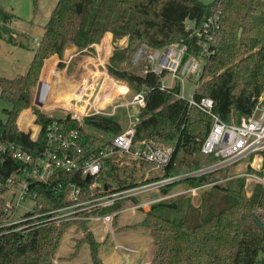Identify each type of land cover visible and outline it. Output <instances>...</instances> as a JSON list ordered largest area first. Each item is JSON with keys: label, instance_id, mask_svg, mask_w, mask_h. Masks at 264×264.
<instances>
[{"label": "trees", "instance_id": "1", "mask_svg": "<svg viewBox=\"0 0 264 264\" xmlns=\"http://www.w3.org/2000/svg\"><path fill=\"white\" fill-rule=\"evenodd\" d=\"M213 13L217 15L218 24L214 52L203 64L194 98L210 97L213 112L227 123H237L249 116L264 86V0H212L209 3L199 0H57L25 73L12 78L0 77V97L10 103V108L3 109L5 119L0 118V141L11 142L37 156L49 146L51 131L55 136L69 137L70 132L76 130L82 159L99 156L101 138L87 132L69 115L57 118L33 106L32 89L48 56L60 55L67 43L77 48L89 47L110 31L116 37L126 35L127 43L109 57L108 70L117 77L130 79L139 88L144 87V106L134 125L133 138L151 139L171 147L170 159L161 178L168 177L179 153L183 159L199 152L206 130L202 137H197L187 128L190 107L186 99L176 96L179 85L161 88V75L150 71L145 74L128 72L124 63L142 42L152 48L182 40L191 45L194 39L189 36L185 22L200 23ZM12 16L13 13L0 6V22L7 23ZM104 37L110 41L111 34ZM28 107L35 115L34 124L39 127L35 138L30 132L19 129L16 123L22 109ZM54 122L56 129L52 130ZM85 122L113 134L121 131L120 124L111 117L91 115ZM57 148L60 152L77 153L76 147ZM23 165L7 153L2 155L0 222L4 219L1 198L4 181ZM245 167L247 171L264 176V171ZM225 170L227 168L219 172ZM213 174L182 179L188 188L212 183L201 190L197 204L185 193L166 197L173 182L159 187L162 199L151 202L149 210L137 223V226L146 227L152 238L151 256L146 264H260L264 256V183H255L247 196L243 176L220 183L213 180ZM92 181L93 177H83L79 171L55 170L47 182L31 181L29 191L36 193L39 210L47 211L68 203L72 183L81 188V198L138 184L132 179H119L115 187L105 183L106 190L104 185L89 189ZM127 202L136 204L138 200L135 196L120 198L85 214L121 210L127 207ZM118 215H114V223ZM71 224L83 231L81 241L89 244L91 259L98 264L100 243L95 240L86 220L47 223L24 232H1L0 264H54L61 236Z\"/></svg>", "mask_w": 264, "mask_h": 264}, {"label": "built area", "instance_id": "2", "mask_svg": "<svg viewBox=\"0 0 264 264\" xmlns=\"http://www.w3.org/2000/svg\"><path fill=\"white\" fill-rule=\"evenodd\" d=\"M216 19L217 15L213 13L200 23L193 20L185 22V28L189 31V36L194 39L191 45L182 40L156 48L147 47L149 50L145 52L146 64L141 74L150 71L161 75V88H172L175 84L179 85L176 96L186 99L190 107L187 128L196 136L198 135L197 137H199L201 130H206L199 149V153L206 157L205 163L186 170L181 179L228 169L240 164L245 159H247L244 163L245 166L247 165L255 171H264V94L260 93L258 95L250 115L241 118L237 123H227L214 113L212 109L213 101L210 97L205 96L198 100L194 98V89L201 76L203 64L214 52L213 45L218 28ZM38 42L36 41V44ZM141 50L147 49L139 48L137 53L139 54ZM165 77L169 78V83L165 81ZM188 79L196 80V84L191 90L184 92L185 82ZM124 105H129L130 108L136 105L137 112L132 113L128 108L129 117L133 119L129 121L126 128L114 134L108 141L102 142V151L99 156L94 158L82 159L78 153L80 149L76 143L78 139L76 130L70 132L69 137H64L62 134L55 136L51 131L48 135L49 146L37 156L21 150L11 142L2 143L0 141V160L2 155L7 153L24 164L21 170L13 172L4 181L5 189L1 195L4 219L0 222V228H3L0 233L7 231L24 232L32 226L47 223L59 224L69 220H86L87 223L89 221H101L111 226L114 215L119 214L124 208L102 214L85 213H89L96 207L111 205L120 198L136 197L141 193L173 182L170 181L169 175L166 178L140 182L137 185L109 191L98 196L91 195L88 198H81V188L72 183L69 185L67 204L47 211L39 210L40 207L35 202L36 193L29 191V183L34 180L47 182L49 175L55 170L79 171L83 177H93L89 189L104 185L106 190V184H99L96 178L102 171L104 161L116 152L128 154L134 159H141L164 168L170 159L172 151L170 146L155 143L151 139L135 140L133 138L134 125L138 121L141 107L144 106V88L135 93L132 100ZM115 108L116 106L112 107V113ZM193 111L196 112L192 114ZM98 114L111 115V113H105L103 109L96 106L94 100L89 102L82 110L71 109L66 113L81 127L88 116ZM198 115H203V117L195 119ZM29 128V126L26 128L27 131ZM51 128L52 130L56 129L55 122ZM36 135L31 137L35 138ZM55 140L58 141V144L53 143ZM57 147H64L65 149L76 147L78 154L67 151L60 152ZM239 176H243L246 180L244 187L250 179L264 183V176L254 171H246L240 173ZM205 185L188 188L187 191L194 192ZM26 199L32 200L33 206L17 213L18 207ZM153 201L131 204L129 208H141Z\"/></svg>", "mask_w": 264, "mask_h": 264}, {"label": "rangeland", "instance_id": "3", "mask_svg": "<svg viewBox=\"0 0 264 264\" xmlns=\"http://www.w3.org/2000/svg\"><path fill=\"white\" fill-rule=\"evenodd\" d=\"M56 1L57 0H0V6L6 9L8 12L13 13V16L7 23L0 22V77L12 78L21 73H25L26 70L24 66L27 65L28 63L27 61L31 57L32 52L35 49L34 48L35 43L36 41H38L37 38H40L43 33V26L48 20L50 12L53 9ZM199 1L203 3H209L212 0H199ZM105 33L99 39V41L102 40V42H104L108 40L107 37H104ZM113 40L115 42L114 49L116 50L126 45L127 36L125 35L122 37H116L113 34ZM99 41L96 43L99 44ZM68 44L71 43H67L62 53L60 55H57L59 60L56 62L55 70L59 75H64L69 79L79 78L80 74L83 72V66L81 65L83 64L82 60L87 59L86 55H90L87 52L88 50L94 52L95 49L91 47H86L87 50L86 51L84 50L85 52H80L79 54L75 55V53H73L74 51L71 50L73 47L69 46ZM147 47L152 48L144 42L140 43L136 47V49L130 54V56L126 59V62L124 63L125 70H127L128 72L141 74L146 64L145 52L149 50ZM139 48L140 49L144 48L147 50H141V52L138 54L137 51ZM115 50L112 49L113 51L112 54L114 53ZM107 51L108 50L105 49L104 54H101L100 56H97L95 52H94L95 55L92 54V56H94L95 58L97 57L98 72L102 69L100 65L102 64L101 62L105 61L103 65L107 69L113 81H115L116 84L119 85L127 84L128 91L125 94H122L119 91L114 90L113 92L110 93L111 95L109 96V100L108 99L103 101L101 100L100 102L94 101V103L96 104V106H102L101 109H103V107L105 106L103 111L105 113L106 112L111 113V115H107V117H111L117 122H119L122 130V128H126L127 125L129 124V121L133 119L129 117L130 113L128 112L129 111L128 108H130V106L124 104L130 102L132 100L133 95L138 91L143 90L144 87L139 88V86H137L130 79L117 77L114 74H111V72L108 70L107 67L109 63V59H108L109 56L107 57ZM19 65H24V66L23 67L21 66V70L19 71V73H17L16 71L19 70L18 67ZM45 66L47 67L43 68L42 76L44 75L45 77L55 72L54 70H52V68H50L48 62ZM98 76H99L98 77L99 79H97L98 85L96 86L97 91L99 87V82L101 81L103 74L99 73ZM165 81L169 83V78L165 77ZM39 83H40V76L38 78L37 84L32 89V102L36 96ZM87 83L86 84L88 86L90 85L91 87H87L86 89L84 88L85 92L83 93L84 95L81 101H78L75 96H68L65 98V100L63 99L64 103L69 102L68 108H72V109L76 107L84 108L88 105V103L86 104L87 101L92 102L93 100L92 98L94 97L95 94L94 93L95 88L93 87V84L90 83V81H88ZM195 84H196V80L188 79L185 82L184 92H188V90H191ZM89 92L91 94H89ZM261 93L264 94V86ZM116 103H120L122 107L119 106L118 108H115L114 112L112 113V105ZM35 106L41 110H44L43 108L37 105ZM5 108H10V103L0 97L1 119H5V113L3 112V109ZM60 108L63 107H61V105L55 106L52 110H61ZM24 109H22V111ZM195 112L196 111H193L192 114H194ZM98 115L105 116L104 114H98ZM201 117H203V115H198L195 117V119ZM34 126L37 125L34 124ZM82 128L85 129L87 132H90L91 134L101 138L102 142L108 141L114 135L113 133L94 128L93 126L89 125L87 122H85L82 125ZM37 130H38V126H37ZM37 130L35 131L34 127H30L29 130L26 131L30 132L31 136H35L37 134ZM203 134H204V130H201L199 137H202ZM109 158H111V160L106 159L104 161L102 171L96 178L99 184L107 183L110 186L115 187L117 186V180L119 179L120 181L125 179L126 180L132 179L133 181L140 183V182H144V180L161 178L164 172L162 167L143 161L141 159L135 160L134 158L130 157L128 154H121L116 152L114 155L112 154V156H110ZM246 160L247 159L243 160L240 164L228 168L225 171L215 172L213 174V180L221 183L224 182L226 179L239 176L240 173L246 172L247 170L244 165ZM205 161H206V157L201 155L199 152L195 156L194 155L185 156L183 159H182V154L179 153L176 158V164L174 166V170L169 174L170 181H173L174 184L170 188L168 195L166 197L185 193L188 197H190L193 204H197L200 198L201 190L209 188L212 183H208L204 187L197 189L194 192H191V191H187L188 187L182 181L181 177L184 175V172L186 170L198 164H203L205 163ZM244 181L246 183V180ZM255 183L257 182L254 179H250L247 182L246 187H244L247 196L251 194V191ZM136 198L138 202L142 203L148 200L155 201L162 199V196L159 188H156L141 193L140 195H137ZM131 204H132L131 202H127L126 206H129ZM32 206H33V201L26 199L22 203V205L18 207L17 213L23 212L26 208H31ZM149 207H150L149 204H147L141 208L130 209L125 211L123 210L121 214L118 216V220L121 222H128L129 225H126L128 227H133V226L135 227L138 225L137 224L138 222L136 223V220L141 219L143 217L144 212L149 210ZM95 222H97V224H102V225L104 224L101 221H89L87 225L88 224L94 225ZM103 229H104L103 232H100V234L102 233V236H105V239H107L108 237L106 238V236H110L109 234L115 231L114 221L111 223V226L107 224L104 225ZM136 229H139L138 232L140 233V236H137L135 239L136 241H138V243H140L142 256L145 253L148 254L149 250L151 253L153 243H152V238L149 235L148 229L143 226H138ZM146 232L148 233L146 234ZM93 236L95 238L94 233ZM82 238H83V231L81 229H77L75 224H71L70 226H68L65 229V232L61 236L58 245L59 249L57 248V251L53 258L54 264L56 259L60 260L61 256L59 255H67V248H66L67 244H71L68 247V249L69 251L72 252L69 254V256L67 255V257L63 258V259H67L66 262L59 261L58 264H94L91 259L89 244L84 245L82 248V241H81ZM117 246L119 247L118 250H120L123 254L127 253V251L125 250L126 246L122 244H118ZM75 254H77V258L81 259V261L77 260V258L73 260L70 259V257H73ZM147 254H145V257ZM98 264H100L99 260H98Z\"/></svg>", "mask_w": 264, "mask_h": 264}, {"label": "crops", "instance_id": "4", "mask_svg": "<svg viewBox=\"0 0 264 264\" xmlns=\"http://www.w3.org/2000/svg\"><path fill=\"white\" fill-rule=\"evenodd\" d=\"M107 33H110V32H106L105 35ZM110 34H111L110 41L106 40V41L102 42V40H101V41H99V44L95 43V44H91L89 46V47L95 49L94 52L96 53L97 56H100L101 54H104L106 46L109 48V50L106 49V50H108L107 51V57L111 56V54L113 52L112 49L115 50L114 49L115 48L114 47L115 42L113 40V34L112 33H110ZM37 39L39 41L40 38H37ZM36 45L37 44L35 43V47H36ZM71 45L73 47L71 50L74 51L73 53H75V55L79 54L80 52H85L87 50L86 47L78 49L73 44H71ZM75 48L78 49V50H76ZM33 52H32L31 57L27 61L28 62L27 65H25V66L24 65H19L18 66L19 70L16 71L17 73H19V71L21 70V66L22 67L24 66L25 70H27L29 62H30V60H31V58L33 56ZM87 52L90 55H86L87 59L82 60L83 64H81V65L83 66V72L80 74L79 78H74V79H69L66 76L59 75L56 72L55 66H56V62L59 60L57 54H52V55L48 56L45 59V61L43 63V66L41 68L40 75H39L40 79L42 78V73H43L42 69H43V67L44 68L47 67L45 65L47 64L48 61H49L50 68H52V70H54L55 72L50 74V76H49L50 83H49V85H46L44 88H43V85L41 84V80H40V84H39V86L37 88V93H36V96H35V98H34V100L32 102V105L34 104L33 106L37 105V106L43 108L44 110H42V111L47 113V114H51V112L53 111L52 109L55 106H60V105H61V107H63V108H60L61 111L67 112L68 110H71L72 108H68V106H69L68 103L69 102L64 103L63 99L65 100V98L68 97V96H75L78 101H81V99H82V97L84 95L83 93L85 92L84 90L87 87H91L90 85L89 86L87 85L88 81H90V83L93 84V87L95 88V92H94L95 94H94V97L92 98L94 101L100 102L101 100L102 101L103 100H107V99L109 100V96L111 95L110 93L113 92L114 90H117V91H119L122 94H125L128 91V85L127 84L119 85V84H116L115 81H113L112 77L110 76V74L108 73L107 69L103 65V63L105 61L101 62L102 64H100V65H101L102 69L98 72V70H97V57L95 58L94 56H92V54L95 55V53L91 52L90 50H88ZM47 70H48V68H47ZM99 73L103 74V76H102L101 81L99 82V87H98V91H97L96 90V86L98 85V82H97L98 80L97 79H99L98 78L99 77L98 76ZM21 74H23V73H21ZM57 77L64 78L66 83H68V84L69 83H73V84H75L77 86V85H79L81 83V86L79 87L80 89L78 91V92H80V94L79 95H78V93H77V95L76 94H74V95H69L68 94V96H64L63 97V95H61L59 93L60 91H62L63 93H65V92L69 93L70 92V90H68L69 86H66V88H64L65 87L64 85L62 87L59 86L60 87V91H57L58 90V85L53 86L54 89H56L55 91H53L51 86H52V84H54V82H56ZM108 77H109V79L111 77V80H107ZM81 87H82V89H81ZM77 89H78V87H77ZM38 94H41V96L44 95L45 102L44 101L41 102V101L37 100ZM89 94H91V93L89 92ZM87 103H89V102L87 101L86 104ZM44 104L46 106H44ZM113 106H116V108H118L119 106L122 107L120 105V103L113 104L112 107ZM104 107H103V109H104ZM99 108H102V106H99ZM26 109H28L30 111V115H32V122H33V125H34L35 115L31 112V107H28ZM73 109L74 110H81L83 108L76 107V108H73ZM37 126H29V127H34V130L36 131L37 130ZM27 127L28 126H19L18 125V128L23 130V131H26ZM123 129L124 128H122V130ZM139 203H141V202H139ZM129 207H130V205L125 207L123 210L124 211L125 210H130ZM121 212L119 213V215L121 214ZM141 219H137L136 223L139 222ZM104 225H106V224H103V225L102 224H97V222H95L94 225H89V228L91 229L92 233H94V235H95L96 241L100 242V247L98 249V260H99L100 264H146V263H148V261L150 260V256H151L150 250L148 251V254L145 253V254H147L146 257H145V254L142 256L140 243H138V241H136V239H135L137 236H140V233L138 232L139 229H136L138 226L128 227V226H126V225H129L128 222H121V221L118 220V217H117V219L115 220V223H114L115 231L112 232L111 234H109L110 236H106V238L107 237L108 238L105 239V236H102V233L100 234V232H103V230H104L103 229ZM147 233L148 232H146V234ZM97 234H99V235H97ZM118 244H122V245L126 246L125 250L127 251V253L123 254L120 250H118V248H119L117 246ZM70 245L71 244H67V247H66L68 256L72 252V251H69V249H68V247ZM84 245H88V243L87 242H82V248H83ZM58 249H59V247H58ZM67 255H59V256H61V258H60V260L56 259L55 264H58L59 261L66 262L67 259H63V258L67 257ZM59 256H57V257H59ZM76 258H77V254H75L73 257H70L71 260L76 259ZM77 260L81 261V259H78V258H77Z\"/></svg>", "mask_w": 264, "mask_h": 264}, {"label": "bare ground", "instance_id": "5", "mask_svg": "<svg viewBox=\"0 0 264 264\" xmlns=\"http://www.w3.org/2000/svg\"><path fill=\"white\" fill-rule=\"evenodd\" d=\"M107 49V48H106ZM48 63H49V61H48ZM49 74V73H48ZM49 76L50 75H48V76H45L44 77V75L42 76V78L40 79L41 80V84L43 85V88L46 86V85H49V83H50V80H49ZM107 80H111V77H110V79H109V77L107 78ZM40 84V83H39ZM78 84V83H77ZM55 85H58V90L57 91H60V87H62L63 85L65 86L64 88H66V86H69V88H68V90H70V92L69 93H63L62 91H60L59 93L61 94V95H63V97L64 96H68V94L69 95H74V94H76L77 95V93H78V95L80 94V92H78L79 91V87L81 86V83L79 84V85H75V84H73V83H66V81H65V79L64 78H61V77H57V79H56V82H54V84H52V86H51V88H52V90L53 91H55L56 89H54V87L53 86H55ZM60 86V87H59ZM42 87V86H41ZM77 87H78V89H77ZM62 89V88H61ZM81 89H82V87H81ZM44 90V89H43ZM42 90V91H43ZM41 91V90H40ZM39 91V92H40ZM52 91V92H53ZM58 93V92H57ZM37 100H39V101H44L45 102V98H44V95H42L41 96V94H38V96H37ZM49 104V103H48ZM44 106H46L45 104H44ZM17 123H18V125L19 126H31V124L33 123L32 122V115H30V111L28 110V109H24L21 113H20V115H19V117H18V120H17Z\"/></svg>", "mask_w": 264, "mask_h": 264}, {"label": "water", "instance_id": "6", "mask_svg": "<svg viewBox=\"0 0 264 264\" xmlns=\"http://www.w3.org/2000/svg\"><path fill=\"white\" fill-rule=\"evenodd\" d=\"M240 31H241V29H239V31H238V36H240ZM68 45H69V46H72L71 44H68ZM130 111H131L132 113L137 112V106H136V105L131 106ZM51 115H53V116H55V117H57V118H64V117L66 116V113L63 112V111H61V110H53V111L51 112ZM256 222H257L258 224H260L261 227H263V225L259 222V220L256 219ZM260 264H264V256H263V258H262Z\"/></svg>", "mask_w": 264, "mask_h": 264}]
</instances>
